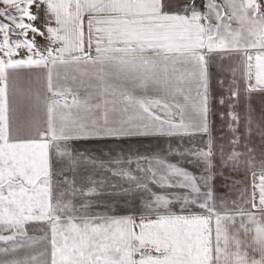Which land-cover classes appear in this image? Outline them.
<instances>
[{
    "label": "snow or ice",
    "instance_id": "obj_1",
    "mask_svg": "<svg viewBox=\"0 0 264 264\" xmlns=\"http://www.w3.org/2000/svg\"><path fill=\"white\" fill-rule=\"evenodd\" d=\"M170 3L171 0H0V4L5 6L0 8V17L8 21L0 22V233H10L0 234V241L7 245L0 248V254L34 247L39 241L28 234L27 225L44 221L50 225L51 231V264H264V176L260 177V184L254 186L259 188V204L251 205L255 211L240 210L238 226L235 223L222 224V221L234 220V217L218 215L207 204V199L212 198L209 186L213 179L214 158L211 141L207 150L185 149L181 152L170 148L167 153L186 156L187 163L202 164L205 172L199 177L178 163L167 162L165 156L154 153L138 155L135 161L129 157L127 164L135 162V170L106 169L112 176L126 182L127 187L100 182L102 189L110 187L116 194V190L133 196L149 194L151 199L146 206L156 211L161 208L167 211L171 200L152 191L149 184L185 189L182 196L176 197L185 203H196L203 185L207 188L203 193L207 199L200 206L208 211L207 216L158 215L155 220H142L137 234L131 218L110 217L91 211L93 202L89 197L101 193L97 190V181L90 175L83 176L80 185L75 178L64 176L55 182L57 188H54L49 157V148L53 144L57 155L67 161L65 167L75 177L79 165L88 158L72 149L73 140L93 136L207 133V56L217 51L238 50L242 46L264 50V11L261 10L264 4L260 0H239V3L237 0H225L223 5L215 0H204L206 12L198 10L197 0H185L173 11L166 10ZM41 5L45 6L46 13L52 15L56 24V27L46 25L47 39L62 45L55 49L48 47L44 52L36 47L34 40L36 35L43 36L44 33L34 24L25 22L26 18L28 21L38 19V14L31 8L39 9ZM85 14L88 16L89 48L93 42L94 23L105 25L94 29V57L84 54ZM213 19L215 24L211 22ZM233 20L238 22L239 28L232 27ZM29 31L33 33L32 40L27 38ZM10 33L24 39L13 40ZM20 48L31 54L21 59L13 58ZM148 51L153 53L150 58L145 55ZM73 52L80 55H72L71 60L63 58L64 53L71 55ZM252 59L247 55V84L243 89L246 94L264 91V51L255 56L254 74L251 71ZM80 62L97 66L95 74L100 80L108 75L106 69L116 68L118 73H132L136 87L154 83L163 86L165 91L171 92L174 88L176 93L184 95V86L195 84V96L184 95L185 104L173 106L168 103L161 105L160 100H144L132 92L121 90L125 107H118L121 100H105L103 112L99 115L94 114V109H100L101 104L93 105L87 99L81 102L74 97L73 106L82 109L83 114L79 111L75 116L61 113L58 126L54 123L53 114L59 109L60 101L52 100L48 102V128L40 133V139H14L10 122L9 70L48 67V88L52 91V67L57 63ZM178 63L188 65L190 70L185 69L175 76ZM173 77L175 84L172 83ZM229 93L231 98H237L239 89L230 88ZM53 95L62 96L63 93L53 92ZM109 103L111 108L106 106ZM220 103H224L223 97ZM64 106L67 107V101ZM161 106L179 115V122H175L173 115L162 118L152 111V108ZM129 108L134 110L132 115H128ZM229 115L233 121L238 120L234 112ZM251 123L250 117L249 125ZM261 135H264V130ZM231 143L235 146L238 140L233 139ZM240 155L232 151L227 161H236ZM109 163L119 165L122 161L110 160ZM250 253H258L259 258ZM137 254L139 259L135 258ZM40 256L43 253L26 256L23 261H0V264H38Z\"/></svg>",
    "mask_w": 264,
    "mask_h": 264
},
{
    "label": "crops",
    "instance_id": "obj_2",
    "mask_svg": "<svg viewBox=\"0 0 264 264\" xmlns=\"http://www.w3.org/2000/svg\"><path fill=\"white\" fill-rule=\"evenodd\" d=\"M185 0H171L170 7L166 10L173 11L179 5H182ZM204 0H197V8L201 12H206L203 7ZM217 4L223 5L225 0H215ZM239 3V0H237ZM264 4V0H260ZM3 5V4H1ZM264 11V8L261 9ZM33 13L38 14V19L28 21L32 23L41 32L43 36L36 35L34 37L36 47L44 52L48 47L59 48L60 42L51 43L48 39L46 25L56 27L54 18L51 14L46 13L45 6L41 5L39 9L35 6L31 8ZM10 14H16L10 12ZM88 16L85 14L83 18L84 32V54L95 56V32L96 27H105V25H93V42L89 48L88 42ZM0 21H8L0 17ZM216 23L215 19L211 21ZM234 29L239 28L237 21L231 22ZM10 38L24 39V37L10 33ZM29 40L33 39V33L30 31L27 34ZM2 40V34H0ZM106 43V41H105ZM121 46V45H116ZM264 51L259 48L241 47L238 50L232 51H217L207 56L208 70V124L209 131L207 133H192L175 136H132V137H106L93 136L87 139H78L71 142V147L75 152H80L87 157V161H83L77 172L74 174L69 171L65 165L66 160H62L57 155L55 144L49 148V157L53 169L54 188H57L56 181H61L64 176L69 179L75 178L77 185L83 183L82 177L90 175L97 181V190L99 195L93 194L89 199L93 202L91 211L99 212L110 217H129L135 223L134 231L140 232L139 224L143 221L155 220L158 215H167L169 213L183 216H207L208 211L200 205L205 203L207 199L203 193L207 188L202 187V194L197 198L196 203H185L183 199H177V196H182L186 191L180 188H160L156 185L149 184L152 191L165 195L171 200L167 211L163 208L159 211L149 209L146 206L151 196L147 193L129 195L123 191L114 192L110 187L101 188L100 182L104 181L105 185L123 184L127 187V183L118 177L111 175V172L106 169L114 168H131L135 170V162L131 165L127 164L129 157L135 161V157L140 155H152L158 153L165 156L167 162L178 163L180 167L193 173L197 177L204 174V166H197L194 163H187L186 156L167 155L169 149H178L183 152L185 149H204L207 150V145L211 141L213 148V167L211 169L213 179L209 182L212 189V198L207 199V204L214 212L221 216H232L234 220L222 221V224L231 225L235 223L238 226L241 222L240 210L245 212L252 209V203L259 204V188L254 187L260 184V177L264 176V135L261 131L264 130V91H255L251 94H246L243 89L247 84L245 73L248 71L246 65L247 55L253 57L250 62L253 67L251 71L255 72V56ZM31 53L25 48L16 50L15 59L25 58ZM72 55H80L79 52H73L71 55L64 53L65 60H71ZM149 58L153 53L148 51L145 53ZM96 67L91 64L80 62L59 64L52 67V83L53 89L48 88V67H25L16 70H9L8 86H9V104H10V122L12 129V137L14 139H40V133L48 128V102L59 100L60 107L54 112V123L58 126V119L61 113H71L73 116L79 111L83 114L82 109L78 110L73 106V98H77L83 102L88 100L91 104H101L100 109H94V114L99 115L103 112L105 100H121L118 107H125L120 96L121 90L132 92L138 98L144 100H160L161 105L168 103L175 106L176 104L184 105V95L195 96V84L184 86V95L175 92L173 88L171 92L165 91L163 86L154 83H148L145 87H136L132 79V73H118L116 68L106 69L108 75L104 80L97 78L95 72ZM185 69L190 70L188 65L178 63L176 65L175 76H179ZM171 72V68L169 69ZM254 82V80L252 81ZM172 83L175 84V77ZM111 85V88H107ZM107 88V90H105ZM191 88L192 91H188ZM239 89V96L231 98L229 89ZM53 92H61L62 96H54ZM221 97L224 98V103H220ZM67 101V107H65ZM231 105V107H229ZM111 108L112 104L106 105ZM152 111L161 116L168 118L169 115L174 116L175 122H179V115H175L173 110H167L161 107H154ZM190 111V108L188 109ZM134 110L129 108L128 115H132ZM234 112L238 117L237 121H233L229 115ZM251 117V125L249 118ZM231 125V127H230ZM249 127L251 131H249ZM237 139L238 143L233 146L231 141ZM63 148V143L60 144ZM251 149V151H249ZM236 151L241 155L236 161H227L228 155ZM121 160L119 165L109 163L110 160ZM90 161H96L95 164ZM227 161V163H225ZM103 162V165L101 164ZM64 169L63 171H61ZM135 175H140L134 172ZM91 186V185H90ZM108 193H113L109 195ZM191 199V197H190ZM260 214L257 213V216ZM246 221V218H245ZM47 226V225H46ZM131 226V225H130ZM211 227L213 229L212 239L215 240V217L213 216ZM232 230L231 228L229 229ZM251 238V235L248 237ZM154 254V253H153ZM259 258L258 253H250ZM139 259V254L136 255Z\"/></svg>",
    "mask_w": 264,
    "mask_h": 264
},
{
    "label": "rangeland",
    "instance_id": "obj_3",
    "mask_svg": "<svg viewBox=\"0 0 264 264\" xmlns=\"http://www.w3.org/2000/svg\"><path fill=\"white\" fill-rule=\"evenodd\" d=\"M5 7L0 4V8ZM6 23V21H0ZM47 225V226H46ZM27 232L30 236L35 237L39 243L31 248H21L18 249L15 253L9 254H0V261H12L19 260L23 261L26 256H31L34 254L43 253V256H40L38 259V264H51V231L50 225L44 221L30 222L27 225ZM3 235H8L7 231L0 233ZM7 245L0 241V248L6 247Z\"/></svg>",
    "mask_w": 264,
    "mask_h": 264
}]
</instances>
